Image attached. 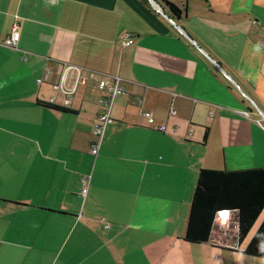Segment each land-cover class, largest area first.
Instances as JSON below:
<instances>
[{
  "label": "crops",
  "instance_id": "crops-1",
  "mask_svg": "<svg viewBox=\"0 0 264 264\" xmlns=\"http://www.w3.org/2000/svg\"><path fill=\"white\" fill-rule=\"evenodd\" d=\"M168 1L0 0V264H264V0Z\"/></svg>",
  "mask_w": 264,
  "mask_h": 264
},
{
  "label": "built area",
  "instance_id": "built-area-1",
  "mask_svg": "<svg viewBox=\"0 0 264 264\" xmlns=\"http://www.w3.org/2000/svg\"><path fill=\"white\" fill-rule=\"evenodd\" d=\"M18 39V32L12 29L8 35H6L2 40V45L7 47H14ZM119 43L121 46H127L131 42V36L128 33H122L119 38ZM43 78H37L36 82L39 83ZM62 83V78H60L59 85ZM123 80L119 76H111L109 78H102L97 81L96 87L103 92V95L98 99L97 104L99 105V112L96 114L92 126V134L99 139L104 125L111 121L109 116V111L112 103V99L115 95L123 91ZM70 97H65L63 99V105L69 102ZM143 117L146 119L148 124H152L153 118L150 112L145 111L142 113ZM260 122V119H257ZM157 130H163V126L156 127ZM92 154L96 153V147H93L90 151ZM86 190L85 185L81 188V193ZM228 210H218L215 212V218L219 220H226L229 217Z\"/></svg>",
  "mask_w": 264,
  "mask_h": 264
},
{
  "label": "trees",
  "instance_id": "trees-1",
  "mask_svg": "<svg viewBox=\"0 0 264 264\" xmlns=\"http://www.w3.org/2000/svg\"><path fill=\"white\" fill-rule=\"evenodd\" d=\"M159 3L163 6V8L166 9L167 13L170 15L169 18H175V17H178L180 15V10L178 7H176L174 4H172L171 2H169L168 0H159ZM53 110H63V108L61 107H57V106H54L52 105L51 103H46V104H43ZM211 176V175H210ZM216 207H213L211 211L216 212L218 211ZM211 220H209L208 222V225L210 224ZM264 223L262 224V227H260L259 231L258 232H261L264 234ZM237 231L239 233L240 231V226H239V223H238V226H237ZM258 239V240H257ZM260 241H259V237H253L247 244L246 246L244 247L243 249V253L245 255H249V256H253V257H258V258H264V248H262V245H260Z\"/></svg>",
  "mask_w": 264,
  "mask_h": 264
},
{
  "label": "water",
  "instance_id": "water-1",
  "mask_svg": "<svg viewBox=\"0 0 264 264\" xmlns=\"http://www.w3.org/2000/svg\"><path fill=\"white\" fill-rule=\"evenodd\" d=\"M153 2V1H152Z\"/></svg>",
  "mask_w": 264,
  "mask_h": 264
}]
</instances>
